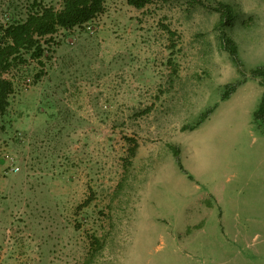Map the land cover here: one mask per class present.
<instances>
[{
    "label": "rangeland",
    "instance_id": "obj_1",
    "mask_svg": "<svg viewBox=\"0 0 264 264\" xmlns=\"http://www.w3.org/2000/svg\"><path fill=\"white\" fill-rule=\"evenodd\" d=\"M212 1L109 0L6 74L0 264H264V0Z\"/></svg>",
    "mask_w": 264,
    "mask_h": 264
},
{
    "label": "trees",
    "instance_id": "obj_2",
    "mask_svg": "<svg viewBox=\"0 0 264 264\" xmlns=\"http://www.w3.org/2000/svg\"><path fill=\"white\" fill-rule=\"evenodd\" d=\"M109 0H61L59 6L47 0H0V133L7 130L10 122V108L12 98L16 93V85L12 79L6 77L14 68L23 66L30 59L43 63L48 56L50 48L54 45V36L61 30L71 32L76 28L93 25L98 17L106 12ZM130 6L136 9H145L155 0H126ZM203 6H211L221 14L220 24L230 22L232 6L218 1L213 5L212 0H191ZM175 36L174 31H169ZM224 48L236 59L238 49L235 42L221 34ZM252 76L261 80L264 84V65L253 70ZM244 80L230 83L226 86L224 95L229 97ZM44 104L46 109L51 110L49 119L62 117V106L49 101ZM48 107V108H47ZM152 107L142 112V115L151 112ZM213 109H209L204 115L209 116ZM258 121L264 122V94L260 107L255 113ZM52 129H50L51 132ZM61 131V129H60ZM139 144L136 142L130 147L129 162L137 156ZM175 156L182 168H184L179 148L175 149ZM192 178V176H191ZM99 243V241L97 240Z\"/></svg>",
    "mask_w": 264,
    "mask_h": 264
},
{
    "label": "built area",
    "instance_id": "obj_3",
    "mask_svg": "<svg viewBox=\"0 0 264 264\" xmlns=\"http://www.w3.org/2000/svg\"><path fill=\"white\" fill-rule=\"evenodd\" d=\"M88 30L91 34H94L95 33V27L93 25H89L88 26Z\"/></svg>",
    "mask_w": 264,
    "mask_h": 264
}]
</instances>
